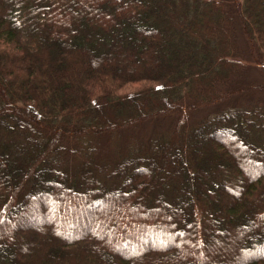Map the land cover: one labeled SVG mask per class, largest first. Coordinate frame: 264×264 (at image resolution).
<instances>
[{
  "label": "trees",
  "instance_id": "obj_1",
  "mask_svg": "<svg viewBox=\"0 0 264 264\" xmlns=\"http://www.w3.org/2000/svg\"><path fill=\"white\" fill-rule=\"evenodd\" d=\"M0 264H264V0H0Z\"/></svg>",
  "mask_w": 264,
  "mask_h": 264
},
{
  "label": "rangeland",
  "instance_id": "obj_2",
  "mask_svg": "<svg viewBox=\"0 0 264 264\" xmlns=\"http://www.w3.org/2000/svg\"><path fill=\"white\" fill-rule=\"evenodd\" d=\"M140 88L138 85H130L127 87V89H124L123 92L133 91Z\"/></svg>",
  "mask_w": 264,
  "mask_h": 264
}]
</instances>
